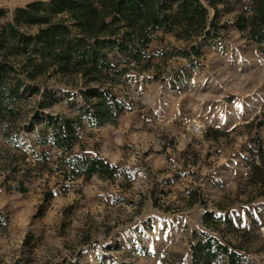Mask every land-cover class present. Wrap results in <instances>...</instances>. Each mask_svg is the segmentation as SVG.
Segmentation results:
<instances>
[{
  "label": "rangeland",
  "instance_id": "obj_1",
  "mask_svg": "<svg viewBox=\"0 0 264 264\" xmlns=\"http://www.w3.org/2000/svg\"><path fill=\"white\" fill-rule=\"evenodd\" d=\"M32 1L0 0V25ZM251 4H218L222 34L200 57L158 32L147 68L105 79L118 106L109 119L82 116L73 153L116 165L112 178L68 176L46 142L49 116L86 109L78 75L50 71L38 93L20 90L11 135L0 137V264H189L202 231L241 246L243 264H264L251 167L264 138V44L233 24Z\"/></svg>",
  "mask_w": 264,
  "mask_h": 264
},
{
  "label": "trees",
  "instance_id": "obj_2",
  "mask_svg": "<svg viewBox=\"0 0 264 264\" xmlns=\"http://www.w3.org/2000/svg\"><path fill=\"white\" fill-rule=\"evenodd\" d=\"M226 3L227 0H36L17 7L11 19L0 25V137L11 135L22 88L38 93L35 81L50 71L63 79L78 75L85 86L81 95L86 109L76 117L49 116L46 142L65 156L68 176L114 177L117 166L106 159L73 153L79 144L82 116L109 119L112 109L118 106L110 88L103 86L105 79L116 81L137 66L147 68L153 57L150 45L158 32L172 33L187 42L181 51L183 56L200 57L202 44L222 34L217 6ZM211 8L215 9L213 17ZM6 14L7 10L1 8L0 16ZM233 24L248 39L264 44V0H252L234 16ZM120 62L128 66L122 67ZM67 82L70 84L69 79ZM93 82L99 87H90ZM91 98L97 102L93 104ZM40 105L47 106L44 102ZM257 141L258 157L251 166L253 185L259 186L264 198V138ZM206 217L208 222L213 215ZM192 247L189 264L245 261L239 252L241 246L206 231Z\"/></svg>",
  "mask_w": 264,
  "mask_h": 264
}]
</instances>
